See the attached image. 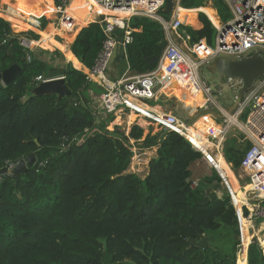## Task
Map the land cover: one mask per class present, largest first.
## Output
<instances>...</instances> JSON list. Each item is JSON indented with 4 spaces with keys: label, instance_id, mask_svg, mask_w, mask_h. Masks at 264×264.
<instances>
[{
    "label": "trees",
    "instance_id": "trees-1",
    "mask_svg": "<svg viewBox=\"0 0 264 264\" xmlns=\"http://www.w3.org/2000/svg\"><path fill=\"white\" fill-rule=\"evenodd\" d=\"M52 2L58 4V0ZM179 6L191 9L204 4L203 0H179ZM212 6L223 19L230 18L224 0H212ZM196 11L178 13L181 21L198 25L181 24L178 33L188 36L189 44L205 39L211 46L217 30L202 11L196 18ZM159 13L170 19L163 10ZM41 21L43 26L47 23L44 17ZM102 26L97 20L81 27L65 62L58 49L23 46L24 35L34 40L39 36L32 31L13 32L0 17V73L12 64L21 68L15 79L0 83V168L29 154L35 157L23 173L0 178V264H115L125 260L133 264H264L256 239L245 253L250 238L245 229L239 251L235 209L245 205L241 198L223 193L204 205L197 203L208 195V186L221 179L214 173L198 186H190V165L202 153L183 136L163 132L154 143L156 156L150 159L146 175L141 178L127 172L143 129L133 124L125 137L107 130L113 114L96 122L86 94L89 89L101 92L85 76L106 38ZM127 26L131 41L125 49V66L135 74L154 70L165 39L162 24L135 16ZM114 35L121 40L123 30L116 29ZM52 66L65 68L70 94L61 98L34 95L33 79L46 77L45 69ZM106 74L116 79L108 69ZM199 130L189 136L183 130V134L203 151L200 144L207 147L209 141ZM66 137H70L67 144ZM242 137L238 133L223 143V157L234 169L240 167L251 145L247 141L243 147ZM248 225L244 221L243 227ZM203 237L206 248L197 245Z\"/></svg>",
    "mask_w": 264,
    "mask_h": 264
},
{
    "label": "built area",
    "instance_id": "built-area-1",
    "mask_svg": "<svg viewBox=\"0 0 264 264\" xmlns=\"http://www.w3.org/2000/svg\"><path fill=\"white\" fill-rule=\"evenodd\" d=\"M69 1L58 0V4L55 6L57 10L55 18L66 29L74 25L73 18L64 13ZM165 1L93 0L94 4L104 11L98 12L102 14L98 22L103 24L102 31L106 38L94 64L86 71L85 76L86 80L97 84L101 88L92 111L96 117V122H98V118L101 119L99 116L100 111L104 114H114L117 111L125 110L136 113L141 116V118H137L145 124L155 125L163 132L173 131L183 136L210 163V147L207 149L208 153L197 149L183 134V129L186 126L183 120L170 112L157 111L148 107L145 109L138 102L154 100L158 92L172 85L178 75L182 73L192 78L193 86L200 89L203 97H205L204 104H206L210 98L211 88L207 86H200L199 88L198 68L201 64L212 62L215 57L219 56L240 59L252 53L264 55V0H224L230 13L229 26L227 27L225 26L226 23L221 24L220 22L214 26L217 34L213 46H209L205 39L189 44V37H182L178 33V28L182 23L177 13V9L180 7L179 0L176 1V8L170 14L169 20H165L159 13ZM135 16L158 20L162 24L165 39L168 43L162 50L161 57L154 70L146 73H124L120 77L111 80L106 74L107 61L112 49L118 44L123 47L125 54L126 45L131 41V30L128 28L127 22ZM116 29L123 30L121 40H118L114 35ZM172 37L180 38L189 53L187 54L177 46ZM20 42L25 47H29L31 43L25 38L20 39ZM46 80V77L38 75L33 79V82L36 86L39 82ZM228 83L230 87L236 90L241 86V80L239 79L228 80ZM239 107L238 113L236 111L237 119L240 115L246 114L245 122H243L244 128L240 129L245 130L251 142L240 161V168L245 173L249 186L247 190L248 205H241L239 211L235 209L239 228L240 250L244 243L243 232L248 230L247 234L251 236L252 231L250 232L249 229L252 230V224L264 221V74L256 79L253 86L244 94L237 108ZM226 114H223V120L220 124L214 122V126L209 127L205 134L208 141L213 136H216L219 139L218 141H222L228 134L231 125H235L229 124ZM133 124L141 126L138 120L134 121ZM131 143H133L132 140ZM13 165L11 163L8 166ZM199 182L198 180H190V186L196 187ZM242 221H247L249 225L243 227ZM255 238V236H252L247 240L245 250ZM256 241L264 251V238L261 240L256 238Z\"/></svg>",
    "mask_w": 264,
    "mask_h": 264
},
{
    "label": "rangeland",
    "instance_id": "rangeland-1",
    "mask_svg": "<svg viewBox=\"0 0 264 264\" xmlns=\"http://www.w3.org/2000/svg\"><path fill=\"white\" fill-rule=\"evenodd\" d=\"M72 0H70L67 5L71 2ZM203 7H207L209 6L210 8L214 9L211 5H212V0H203ZM55 5V4H54ZM66 5V6H67ZM56 6V5H55ZM176 8V4L174 7V10ZM180 10V8H178ZM64 11V8L62 9ZM215 11V17L218 20V23L220 22L221 24L226 23L229 19H223L220 14L214 9ZM200 11H196V18L197 15ZM64 13H66L64 11ZM230 16V15H228ZM44 17L47 20V23L43 26L42 25V21L41 18ZM94 17L96 18L95 20H99V18L102 17V14L98 13V11L94 14ZM34 20L36 21L35 23H32V21H30V19H28V21L25 19L23 20V23L21 22L20 25L24 26L27 28V30L23 31V32H28V31H32L34 33H36L39 37L42 36L41 33H39V30L43 31H47L48 32V28L51 29L50 32H48V34L51 35V37L53 39H55L58 42L61 43H65V39L64 37H66V34L68 33V29L65 28V26L61 25V23L59 21L56 20L55 17L53 16H39V17H33ZM95 20H88L85 21L87 22L86 24L90 23V22H94ZM83 22V24L85 23ZM81 24L80 26L77 25H73V27L70 28V30H75L74 32H78L79 29L85 25ZM182 25H188L190 27H197L198 25L192 24L190 23L187 19H184V21H182L181 23ZM215 26V25H214ZM12 29L14 32H18V28L15 25V22L13 24V26L11 25ZM74 33V34H75ZM41 34V35H40ZM74 37V35H73ZM72 34H71V39L73 38ZM24 38L26 40H28L30 43L29 48H35V47H40L42 49H47L49 51H53L54 49H58L56 47H54L51 44H42V43H38V41L40 39H28L29 35H24ZM174 42L177 44V46H179L184 52H186L187 54L189 53L188 49L186 48L184 42L178 38V37H172ZM67 39V38H66ZM70 39V40H71ZM68 40L69 44L73 41V40ZM68 43V42H67ZM186 44L188 45V43L186 42ZM214 43L211 45L213 46ZM62 49V48H61ZM59 51H61L60 49H58ZM62 53V51H61ZM63 54V53H62ZM63 61H68L66 59V57L63 54ZM72 64V63H71ZM123 65V63H122ZM198 75H199V88L200 86H207L211 88V93H210V98L207 101L206 104H204V98L203 97V103L201 105L195 106V107H191L189 105H187V103L184 101V99H182L181 95H179V93H173L170 88L171 85L169 87L164 88L161 92L162 95L160 98L156 99L155 102L157 103V111H165V112H170L173 113L174 115H176L179 119L183 120L184 123L186 124V126H194V124L200 120L203 117H208L209 119H211L213 122L215 123H221L223 120V114L224 113H229V107L233 104L234 102V95L236 93V89L230 87V84L228 82H223V80L219 77V75L213 71L212 69V62H208V63H203L201 64V66L198 68ZM111 78H117L119 77L118 74H110ZM202 94V93H201ZM203 96V95H202ZM142 103H146L147 105L149 101H140ZM234 112H231L230 114H233ZM130 114V113H127ZM106 114H104V116L102 117L100 115V118H105ZM114 119L108 123V125L106 126V129L109 131H114V133H116V135L118 136H123L125 137L129 130L130 127L133 125L132 121H130V116L126 117L125 115H121V122H117L118 118L115 117V114H113ZM100 120V119H99ZM136 120V118H135ZM133 119V121H135ZM238 120H240V122L243 124V122H245V118H243V115L238 117ZM201 121V120H200ZM131 122V126H128V123ZM205 124V123H204ZM147 126L145 130H143V135L140 138L139 142H137L136 145H134V154L133 157L131 159V163L130 166L127 170V172H133L135 174H137L139 177L143 178L147 171H148V163L150 161L151 158L156 156V146H155V141L159 138V135L163 133V131H161L159 128H157L155 125L152 124H145ZM197 127V125H196ZM128 128V130H127ZM205 129L208 128H203V132L205 131ZM238 133L242 134L243 137L239 139V143L244 147L247 145V141H250V139L247 137L246 132L244 129H240V127L235 126V125H231V128L228 132V134L225 136V138L222 139V141H218L219 139L216 138V136H213L212 139H209V141L211 143H213V145L210 147L209 149V153L210 154H214L216 152H222V148H223V143L224 140L226 138L229 137H235ZM210 145V143H209ZM214 145H218V148H215ZM148 153V155L146 154ZM223 154V153H222ZM206 161V162H205ZM207 160H205V158L202 156L201 159L193 162L190 165V170H191V180H198V181H202L205 177H212L214 175V173L219 176L218 172L214 169L212 172H210V175H207L208 169H207ZM230 165L231 170L234 172L240 186H247V181L245 178V173L242 171V169L236 168L234 169L232 167V165L230 163H228ZM132 165V166H131ZM145 167V169H144ZM238 176V177H237ZM220 177V176H219ZM221 179V178H220ZM221 184V188L217 191L218 196H222L223 193H228V189L226 188L225 184L222 183V181L220 180L219 182ZM235 193H230L231 197L234 198H241L240 196L241 194V189L236 188ZM210 192V191H209ZM232 192V191H231ZM242 195V194H241ZM244 202V201H243ZM254 231H258L257 227L255 228ZM251 232V236H255L258 239H262L264 238L262 235L255 233V232ZM247 233V232H246ZM255 238V239H256ZM243 247H240V250H242ZM239 250V251H240ZM264 252V251H263ZM115 264H133L132 262H130L129 260H125L123 262L120 263H115ZM160 264H175L174 262H170V261H160Z\"/></svg>",
    "mask_w": 264,
    "mask_h": 264
},
{
    "label": "crops",
    "instance_id": "crops-1",
    "mask_svg": "<svg viewBox=\"0 0 264 264\" xmlns=\"http://www.w3.org/2000/svg\"><path fill=\"white\" fill-rule=\"evenodd\" d=\"M76 2H77V0H72L71 4L65 9V12L70 17H72L73 19H75L77 17V15L71 13L72 11H70V8L74 9V7L76 5ZM179 8H180V10L177 9V13H179L180 11H189V12L190 11H196V10L202 11L214 23V25H218V20L215 17V11H214V9L210 8L209 6L191 8V9L182 8V7H179ZM90 11L92 13V16L94 17L95 12L93 11V8L90 7ZM56 12H57V10H56L55 5L52 2V0H0V17L5 19L6 21H8L10 26L11 25L13 26V24L15 22V25L18 28V32H23V31L27 30L26 27L20 25L21 22L23 23V20L26 19L28 21V19H30V21H32V23H35L36 21L34 20L33 17H39V16H53V17H55ZM92 20H95V17ZM87 22H85L83 25H85ZM11 29H12V27H11ZM12 31H13V29H12ZM50 31H51V29L48 28V32H50ZM48 32L47 31H43L42 32L41 30H39V33H41L42 36L38 38V39H40L38 41V43H45L47 45L51 44L54 47L60 49L62 51V53L64 54V56L67 57L68 52L70 50V44H69V41H67V39L70 40L71 38H68L67 35H66V37H64L66 42L65 43H61V42H58L55 39H53L51 37V35L48 34ZM74 33H72V37H73V35H74V37L71 40H73L75 38L76 34H77V32L75 34ZM124 55H125V60H122L119 63L113 64V65H111L108 68V72L110 74H112V75L113 74H118L119 71L122 70V69H124L122 75L124 73L133 74V72L129 70L128 66H125L126 54H124ZM122 63H123V65H122ZM81 67H83V65H81ZM177 79H179V80H181L183 82L182 88L179 89V90L176 89L177 81H174L172 83V85H171L170 90L173 93H177L178 92L179 95H181L182 99H184V101L187 103V105H189L191 107H195V106L201 105L203 103V96L201 94L200 89H198L195 86H193L192 78L188 77L185 74L180 73L178 75ZM195 90H197V91L195 92ZM86 94H87V96L90 99L91 107H93L95 105V103H96L98 93L89 89V90H87ZM161 95H162V92L160 91V92H158V94L155 97V99L151 100V101L154 102L156 99L160 98ZM200 97H202V100H200L196 105L192 103V100L194 98L199 99ZM138 104L141 107L145 108V109H147V107H148V108H152L154 110H157L156 109L157 104L151 105L150 101L148 102L149 105H147L146 103H142V102H138ZM127 113H130V114H127ZM237 113L236 112H234L233 114L227 113L226 116L228 118L229 124H235V125H237L239 127V125L242 124V123L237 119ZM114 114H115V117L118 118L117 122H121V118H120L121 115H125L126 117L130 116L131 117L130 121L134 122L133 119L135 120V118H136L135 121L138 120L140 122V124H141L140 127L143 130L146 129L145 123L143 121H141V119H138V118H141V116L137 115L136 113L129 112V111L125 110V111H117ZM100 115L103 117L104 113L100 111L99 112V116ZM200 120H198L194 124V126H185L184 127L183 130L186 131V135L187 136H189V134L193 130L200 131L199 128L203 129L205 127L209 129L210 126H214V124H215L208 117H203ZM97 121H99V118L97 119ZM196 125H197V127H196ZM130 126H131V122L128 123L127 127H130ZM208 129H205V131L203 132L202 135L204 137H205V134L208 131ZM127 130H128V128H127ZM209 143H210V145H208L207 147H204V144H200L201 145L200 148H203L204 149L203 151L207 152V149L213 145V143H211L210 141H209ZM214 146H215V148L217 147V145H214ZM197 149H199V148H197ZM209 155H210V158H211L210 159V163L211 164L208 161L206 163V164H208L207 165V169H208V172H209V173H207V175H210V172H212V170H213L212 166H214L215 169L218 168L220 171H221L220 166H225L226 169L228 170V173L230 174V178H232V173L234 174V172L231 170L230 165L228 163H225L227 161L223 157L222 152L218 151V152L213 154L214 156L211 155L210 153H209ZM235 194H237V193H235ZM240 196H241V194H240ZM242 199H243V201L246 200L243 197H242ZM256 227H257L258 231H254ZM249 231L250 232L254 231L255 233L259 232L258 234H260V235H262L264 237V221L253 223L252 224V230L249 229ZM247 233H248V230H247ZM246 250H247V247H246ZM246 250H245V253H246Z\"/></svg>",
    "mask_w": 264,
    "mask_h": 264
},
{
    "label": "water",
    "instance_id": "water-1",
    "mask_svg": "<svg viewBox=\"0 0 264 264\" xmlns=\"http://www.w3.org/2000/svg\"><path fill=\"white\" fill-rule=\"evenodd\" d=\"M177 0H166L162 10L168 14H172ZM225 26H229L228 21ZM167 39H164L159 47L161 50L167 45ZM125 60V55L123 47L118 44L112 49L109 59L107 61L106 68L108 69L111 65L119 63ZM212 69L215 71L223 82H228V80L239 79L241 80V86L237 89L234 95V102L229 107V113L235 112L238 105L241 103L244 94L253 86L256 79L260 78L264 74V55L258 53H252L249 56L241 57L240 59H229L227 57H215L212 60ZM21 72V68L18 64H12L0 73V83L7 84L15 77H17ZM46 81H41L32 89L34 95H49L54 94L58 98L67 96L70 94L69 90L65 85V68L63 67H47L45 69ZM70 137L64 139V143L67 144ZM34 154H29L24 159H20L13 166L9 167L3 166L0 168V178H6L8 175H17L23 173L28 167H31L34 163ZM215 169V167H214ZM217 171V169H215ZM218 172V171H217ZM222 183L225 184L228 189L229 194L231 193L229 186L225 178L219 173ZM203 186H206L203 183ZM221 188L220 183L214 185H209L208 189L210 192L208 195L203 197L197 203L199 205H204L210 200L218 197L217 191ZM188 242L192 245L194 243L193 239H188ZM197 245L206 248L208 243L205 237L197 242Z\"/></svg>",
    "mask_w": 264,
    "mask_h": 264
},
{
    "label": "bare ground",
    "instance_id": "bare-ground-1",
    "mask_svg": "<svg viewBox=\"0 0 264 264\" xmlns=\"http://www.w3.org/2000/svg\"><path fill=\"white\" fill-rule=\"evenodd\" d=\"M71 4V2L66 6V8ZM90 7L93 8V11L96 13L98 12H102L103 10L98 7L97 5L94 4V2L92 0H77L76 5L74 7V9L70 8V11H72L71 13L76 14L77 17L75 19H73V24L80 26L81 24H83V22L88 21V20H92L94 17L92 16V13L90 11ZM65 8V9H66ZM104 12V11H103ZM120 16H123L124 14H117ZM72 16V15H71ZM76 30V29H75ZM75 30H70V28L68 29V33L66 34L68 38H71V34L74 33ZM174 81H177L176 84V89H181L183 82L179 79H175ZM197 90H195L196 92ZM200 100H202V97H200L199 99L194 98L192 100L193 104H197ZM240 107L237 108V112L239 111ZM235 111V112H236ZM240 128H244L243 124L239 125ZM217 148V147H216ZM148 155V153H146ZM227 163V162H225ZM132 166V165H131ZM145 169V167H144ZM221 171L217 168V171L219 173H221V175L225 178L230 191H232L231 193H235L236 188L241 189V197H243L244 199H248V195H247V190L249 189V186H240L235 174L232 173V178H230V174L228 173V170L226 169L225 166H220ZM238 177V176H237ZM243 200V199H242ZM244 200V204L248 205V200L246 201ZM242 223H244V221H242ZM246 224H248V222L246 221ZM261 240V239H260Z\"/></svg>",
    "mask_w": 264,
    "mask_h": 264
}]
</instances>
